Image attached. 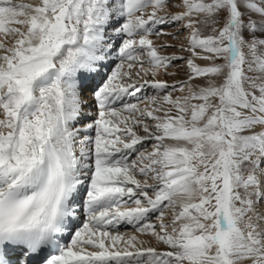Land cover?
I'll return each instance as SVG.
<instances>
[{"label":"snow or ice","instance_id":"6c2138e0","mask_svg":"<svg viewBox=\"0 0 264 264\" xmlns=\"http://www.w3.org/2000/svg\"><path fill=\"white\" fill-rule=\"evenodd\" d=\"M0 264H264V0H0Z\"/></svg>","mask_w":264,"mask_h":264},{"label":"rangeland","instance_id":"374dc122","mask_svg":"<svg viewBox=\"0 0 264 264\" xmlns=\"http://www.w3.org/2000/svg\"><path fill=\"white\" fill-rule=\"evenodd\" d=\"M169 31L171 30V29H168ZM165 39H167V38H165Z\"/></svg>","mask_w":264,"mask_h":264},{"label":"bare ground","instance_id":"6f19581e","mask_svg":"<svg viewBox=\"0 0 264 264\" xmlns=\"http://www.w3.org/2000/svg\"><path fill=\"white\" fill-rule=\"evenodd\" d=\"M122 230H124V229H122Z\"/></svg>","mask_w":264,"mask_h":264}]
</instances>
